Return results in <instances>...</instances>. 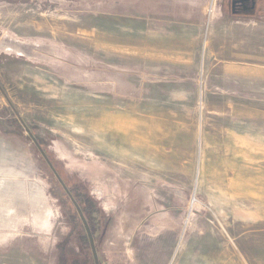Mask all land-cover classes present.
<instances>
[{
	"label": "rangeland",
	"instance_id": "rangeland-1",
	"mask_svg": "<svg viewBox=\"0 0 264 264\" xmlns=\"http://www.w3.org/2000/svg\"><path fill=\"white\" fill-rule=\"evenodd\" d=\"M221 1L0 0V264H264V20Z\"/></svg>",
	"mask_w": 264,
	"mask_h": 264
},
{
	"label": "flooded vegetation",
	"instance_id": "flooded-vegetation-1",
	"mask_svg": "<svg viewBox=\"0 0 264 264\" xmlns=\"http://www.w3.org/2000/svg\"><path fill=\"white\" fill-rule=\"evenodd\" d=\"M220 10L227 19L264 20V0H222Z\"/></svg>",
	"mask_w": 264,
	"mask_h": 264
},
{
	"label": "bare ground",
	"instance_id": "bare-ground-1",
	"mask_svg": "<svg viewBox=\"0 0 264 264\" xmlns=\"http://www.w3.org/2000/svg\"><path fill=\"white\" fill-rule=\"evenodd\" d=\"M11 49V48H10ZM116 110V109H115ZM113 110L112 109H108V115H105V116H107L106 118V138H107V142L110 144V145H116V143H118L119 144V138H118V136H116V137H114L113 138V133H116V134H120L121 132H124V125L122 124V122L120 121V119L118 120V119H116V118H114L113 117V115H112V112ZM118 118H120L119 116H118ZM7 145V144H6ZM118 146H121V144H119ZM115 147V146H114ZM8 151V148L7 147H5L4 146V144L2 143V141H1V139H0V167L1 166H4L5 168H7V169H9V170H11V165H9L8 163H6V162H3L5 159H7V158H5L6 156H5V154H7L6 152ZM10 151V150H9ZM109 152H110V150H109ZM8 154H9V152H8ZM8 156H10V155H8ZM15 162H17V161H15ZM19 163V162H18ZM17 163V164H18ZM24 163V162H23ZM18 169V168H17ZM17 169H15V170H17ZM11 174V171H7V172H5L4 174H2V179L7 175V174ZM21 173V172H20ZM112 175H114V174H112ZM12 177V176H11ZM17 177V176H16ZM114 177V176H113ZM8 178H9V176H8ZM117 179V178H116ZM118 180V179H117ZM2 182V181H1ZM114 183V182H113ZM5 184V183H4ZM1 186V185H0ZM9 186V185H8ZM5 187V186H4ZM4 187H2V188H4ZM10 187H11V185H10ZM37 189V188H36ZM5 190V189H4ZM3 189L2 190H0L1 192L2 191H4ZM21 190H22V187H19V192L21 193ZM6 193L5 194H9V193H7L8 191H9V188L7 189V187H6ZM35 191V190H34ZM23 193V192H22ZM1 194V193H0ZM36 196H38L37 195V192H36ZM6 197V196H5ZM9 197V196H8ZM1 204V203H0ZM4 205V204H3ZM6 205V204H5ZM5 207V206H4ZM6 207H7V205H6ZM1 210V209H0ZM10 211H11V209H10ZM7 215H9V212H5L4 210H1V212H0V223L2 224V222L3 221H5L6 219H7ZM11 215H9V217H10ZM7 221V220H6ZM6 223H8V222H6ZM3 225V224H2ZM6 225V224H5ZM7 226V225H6ZM9 226V225H8ZM2 228H4V227H2ZM1 229V228H0ZM218 261V260H217ZM217 264V263H216Z\"/></svg>",
	"mask_w": 264,
	"mask_h": 264
},
{
	"label": "water",
	"instance_id": "water-1",
	"mask_svg": "<svg viewBox=\"0 0 264 264\" xmlns=\"http://www.w3.org/2000/svg\"><path fill=\"white\" fill-rule=\"evenodd\" d=\"M78 209V208H77ZM79 211V210H78ZM80 216H81V219L83 220V218H82V215L80 214ZM84 221V220H83ZM84 225H85V223H84ZM85 229H86V232H87V236H88V239H89V242H90V245H92V238H91V235H90V232H89V230H88V227L85 225ZM93 251V250H92Z\"/></svg>",
	"mask_w": 264,
	"mask_h": 264
},
{
	"label": "trees",
	"instance_id": "trees-1",
	"mask_svg": "<svg viewBox=\"0 0 264 264\" xmlns=\"http://www.w3.org/2000/svg\"><path fill=\"white\" fill-rule=\"evenodd\" d=\"M72 200H73V202H74L75 206L78 208L79 212H82V211L80 210V207L77 205V202H75V200H74V199H72Z\"/></svg>",
	"mask_w": 264,
	"mask_h": 264
},
{
	"label": "built area",
	"instance_id": "built-area-1",
	"mask_svg": "<svg viewBox=\"0 0 264 264\" xmlns=\"http://www.w3.org/2000/svg\"><path fill=\"white\" fill-rule=\"evenodd\" d=\"M216 0H211V3L213 4Z\"/></svg>",
	"mask_w": 264,
	"mask_h": 264
}]
</instances>
